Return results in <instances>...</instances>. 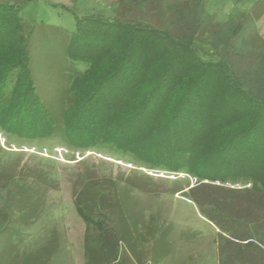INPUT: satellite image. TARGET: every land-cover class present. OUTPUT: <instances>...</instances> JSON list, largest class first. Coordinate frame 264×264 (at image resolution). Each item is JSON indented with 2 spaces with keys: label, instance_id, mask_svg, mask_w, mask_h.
<instances>
[{
  "label": "trees",
  "instance_id": "obj_1",
  "mask_svg": "<svg viewBox=\"0 0 264 264\" xmlns=\"http://www.w3.org/2000/svg\"><path fill=\"white\" fill-rule=\"evenodd\" d=\"M30 1L0 0V129L22 138L61 132L68 147L109 148L193 176L178 191L218 229V264H264V45L205 57L189 7L166 13L163 0H118L113 17L76 16L66 52L87 68L55 114L30 66L36 25L20 15ZM92 180L75 200L87 223L86 263L130 264L120 254L126 241L143 264L115 180Z\"/></svg>",
  "mask_w": 264,
  "mask_h": 264
},
{
  "label": "rangeland",
  "instance_id": "obj_2",
  "mask_svg": "<svg viewBox=\"0 0 264 264\" xmlns=\"http://www.w3.org/2000/svg\"><path fill=\"white\" fill-rule=\"evenodd\" d=\"M117 3L32 0L21 9L25 21L36 25L29 50L37 91L55 114L72 101V82L87 68L66 52L76 16L94 12L113 17ZM171 5L192 9L188 17L195 15L190 21L198 28L196 45L205 57L231 44L239 50L264 45V0L162 1L166 13ZM150 17L158 23L159 18ZM209 140L208 146L213 145V134ZM92 179L115 180L143 264H218V229L178 191L193 184V176L145 168L109 148L68 147L61 132L22 138L1 129L0 264H87V223L75 200ZM122 253L130 264H141L126 241L120 244Z\"/></svg>",
  "mask_w": 264,
  "mask_h": 264
}]
</instances>
